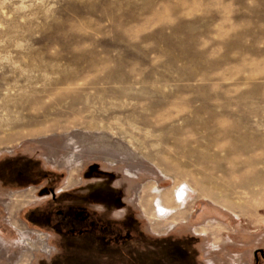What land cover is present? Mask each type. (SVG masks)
Masks as SVG:
<instances>
[{
  "label": "rangeland",
  "instance_id": "rangeland-1",
  "mask_svg": "<svg viewBox=\"0 0 264 264\" xmlns=\"http://www.w3.org/2000/svg\"><path fill=\"white\" fill-rule=\"evenodd\" d=\"M260 142L264 0H0V264H264Z\"/></svg>",
  "mask_w": 264,
  "mask_h": 264
},
{
  "label": "bare ground",
  "instance_id": "bare-ground-1",
  "mask_svg": "<svg viewBox=\"0 0 264 264\" xmlns=\"http://www.w3.org/2000/svg\"><path fill=\"white\" fill-rule=\"evenodd\" d=\"M79 91V90H78ZM82 91V90H81ZM74 93V92H73ZM62 95V94H60ZM67 95V94H66ZM72 95V94H71ZM83 95V94H82ZM55 102V101H54ZM90 112V111H89ZM81 118V117H80ZM79 118V119H80ZM73 122V121H72ZM19 123V122H18ZM149 124V123H148ZM160 125H165L164 123L163 124H160ZM163 127V126H162ZM32 135V134H31ZM246 135V134H245ZM260 148H261V152L260 154L250 158V159H242L239 154L238 155H233V158H232V161L237 165H239L238 168H240L242 170V168H245L246 170L249 171V169H251V172H255L256 174L258 175H261L263 176V182H264V142H260ZM242 150V149H240ZM245 151V150H244ZM242 152V151H241ZM244 153V152H242ZM222 158V157H221ZM226 159V158H225ZM231 160V159H230ZM168 170L165 169V171H171V169L169 167H167ZM236 167V169H238ZM186 171V170H185ZM239 172V170L237 171ZM187 173V172H186ZM262 184V183H260ZM259 184V185H260ZM264 184V183H263ZM239 185V184H238ZM241 185H243L241 183ZM240 186V185H239ZM238 187V186H237ZM236 187V188H237ZM241 187V186H240ZM243 187V186H242ZM262 187V186H261ZM188 188V187H187ZM193 189V188H192ZM208 189V188H207ZM172 192V200L171 202L167 199H162V198H157V200L155 201L154 203V206H153V212H154V215L155 216H165L168 211L170 209H172L173 206H177L179 205L180 203L182 204V202L187 198L188 196V191L185 189L184 186L182 187H177L174 191H171ZM204 195H207L206 193ZM209 196L212 200H214L215 202H217L218 204H220L221 206L231 210L232 209V206L231 204H229L231 201H229V203L227 202H220L217 198H215L214 196H211V195H207ZM208 197V198H209ZM172 203V204H168L169 202ZM174 201V203H173ZM234 205V204H233ZM235 206V205H234ZM153 215V216H154ZM154 216V217H155Z\"/></svg>",
  "mask_w": 264,
  "mask_h": 264
},
{
  "label": "flooded vegetation",
  "instance_id": "flooded-vegetation-1",
  "mask_svg": "<svg viewBox=\"0 0 264 264\" xmlns=\"http://www.w3.org/2000/svg\"><path fill=\"white\" fill-rule=\"evenodd\" d=\"M79 221H80V222L77 223L78 226H88V225L90 224V222L93 221V219L89 218V215L87 214L86 216L80 218ZM67 223H69V224L71 225L70 220H69V221L67 220ZM72 224H73V223H72ZM113 226H114V228L111 229V230H113V232H114L116 229H118V230H123V229H122V224H121V223L117 224L116 226H115V225H113ZM115 233H116V231L114 232V234H115Z\"/></svg>",
  "mask_w": 264,
  "mask_h": 264
}]
</instances>
